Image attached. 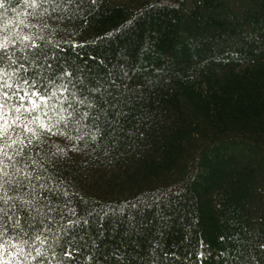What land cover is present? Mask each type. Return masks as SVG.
<instances>
[{
    "label": "trees",
    "instance_id": "trees-1",
    "mask_svg": "<svg viewBox=\"0 0 264 264\" xmlns=\"http://www.w3.org/2000/svg\"><path fill=\"white\" fill-rule=\"evenodd\" d=\"M80 8L65 13L74 19L57 55L115 78L124 115L62 178L89 209H143L139 227L105 233L98 253L119 248L123 264H145L155 241L158 264H264V0Z\"/></svg>",
    "mask_w": 264,
    "mask_h": 264
},
{
    "label": "snow or ice",
    "instance_id": "snow-or-ice-1",
    "mask_svg": "<svg viewBox=\"0 0 264 264\" xmlns=\"http://www.w3.org/2000/svg\"><path fill=\"white\" fill-rule=\"evenodd\" d=\"M83 3L0 0V264H100L102 255L123 264L119 248L98 253L101 237L139 227L142 208L89 209L62 178L64 164L99 150L124 115L115 78L97 79L57 55L56 38L74 19L65 13ZM153 244L145 264H158Z\"/></svg>",
    "mask_w": 264,
    "mask_h": 264
}]
</instances>
